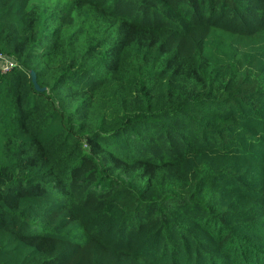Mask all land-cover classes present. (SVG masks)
Segmentation results:
<instances>
[{"label":"trees","instance_id":"obj_1","mask_svg":"<svg viewBox=\"0 0 264 264\" xmlns=\"http://www.w3.org/2000/svg\"><path fill=\"white\" fill-rule=\"evenodd\" d=\"M0 53V264H264V0H0Z\"/></svg>","mask_w":264,"mask_h":264},{"label":"built area","instance_id":"obj_2","mask_svg":"<svg viewBox=\"0 0 264 264\" xmlns=\"http://www.w3.org/2000/svg\"><path fill=\"white\" fill-rule=\"evenodd\" d=\"M16 66L17 63L13 59L0 53V69L3 72H7Z\"/></svg>","mask_w":264,"mask_h":264},{"label":"water","instance_id":"obj_3","mask_svg":"<svg viewBox=\"0 0 264 264\" xmlns=\"http://www.w3.org/2000/svg\"><path fill=\"white\" fill-rule=\"evenodd\" d=\"M31 75H32V82L34 84V86L36 87V89L38 90H43L39 87L38 83H37V76H36V73L35 72H31Z\"/></svg>","mask_w":264,"mask_h":264}]
</instances>
